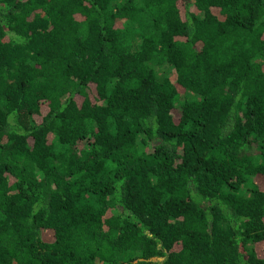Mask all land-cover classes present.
Returning a JSON list of instances; mask_svg holds the SVG:
<instances>
[{
  "label": "trees",
  "instance_id": "trees-1",
  "mask_svg": "<svg viewBox=\"0 0 264 264\" xmlns=\"http://www.w3.org/2000/svg\"><path fill=\"white\" fill-rule=\"evenodd\" d=\"M0 264H264V0H0Z\"/></svg>",
  "mask_w": 264,
  "mask_h": 264
},
{
  "label": "rangeland",
  "instance_id": "rangeland-1",
  "mask_svg": "<svg viewBox=\"0 0 264 264\" xmlns=\"http://www.w3.org/2000/svg\"><path fill=\"white\" fill-rule=\"evenodd\" d=\"M192 10H193L194 12H197V9H196L195 7H193ZM198 13H199V12H197V14H198ZM199 15H201V14L199 13ZM169 76H170V78H172L173 81H175V72H174V71L171 72V73L169 74ZM158 260L162 261L163 259H158V258L153 259V261H158Z\"/></svg>",
  "mask_w": 264,
  "mask_h": 264
}]
</instances>
